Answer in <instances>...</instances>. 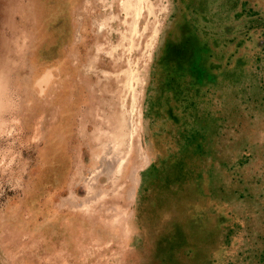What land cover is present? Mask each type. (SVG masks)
Returning a JSON list of instances; mask_svg holds the SVG:
<instances>
[{
    "label": "rangeland",
    "instance_id": "1",
    "mask_svg": "<svg viewBox=\"0 0 264 264\" xmlns=\"http://www.w3.org/2000/svg\"><path fill=\"white\" fill-rule=\"evenodd\" d=\"M0 78V264H264V0H0Z\"/></svg>",
    "mask_w": 264,
    "mask_h": 264
},
{
    "label": "bare ground",
    "instance_id": "2",
    "mask_svg": "<svg viewBox=\"0 0 264 264\" xmlns=\"http://www.w3.org/2000/svg\"><path fill=\"white\" fill-rule=\"evenodd\" d=\"M52 78H53V73L49 70L38 80L37 86L40 88L41 93H43L45 85L50 84L49 82L52 80ZM8 90H9L8 80L5 81L4 78H0V114L4 110H7L8 104L10 103L8 101L9 100Z\"/></svg>",
    "mask_w": 264,
    "mask_h": 264
}]
</instances>
